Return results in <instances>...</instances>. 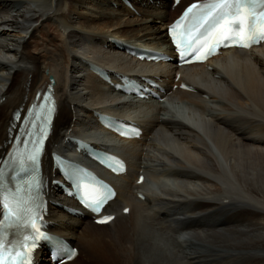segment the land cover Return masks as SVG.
I'll return each instance as SVG.
<instances>
[{"label": "bare ground", "instance_id": "bare-ground-1", "mask_svg": "<svg viewBox=\"0 0 264 264\" xmlns=\"http://www.w3.org/2000/svg\"><path fill=\"white\" fill-rule=\"evenodd\" d=\"M48 1L0 0V155L10 149L15 110L26 108L53 78L59 108L48 155L69 154L71 137L98 133L113 140L103 143L106 151L116 150L129 166L125 175L110 179L118 194L105 213L116 219L97 226L86 212L64 211L73 203L51 184L53 163L44 160L49 198L61 203L50 207V231L79 249L68 264H264V46L230 50L183 69L140 63L110 38L173 54L167 25L186 5L203 0H182L178 7L173 0H128L136 11L124 0ZM85 35L97 45L96 54L107 49L109 63L87 54ZM88 61L133 78H157L169 104L186 100L197 116L185 122L158 102L149 106L156 113L133 117L145 130L140 140H118L97 124L94 112L127 118L118 111L132 105L110 85L107 91ZM127 64L140 71L127 74ZM182 82L194 91L181 90ZM107 99L118 107L110 109ZM141 175L146 180L139 186ZM167 180L177 188L162 183ZM38 264H51L45 251Z\"/></svg>", "mask_w": 264, "mask_h": 264}, {"label": "snow or ice", "instance_id": "snow-or-ice-1", "mask_svg": "<svg viewBox=\"0 0 264 264\" xmlns=\"http://www.w3.org/2000/svg\"><path fill=\"white\" fill-rule=\"evenodd\" d=\"M170 35L180 59L185 63H192L193 59L206 61L210 55L216 53L222 43L224 47L251 48L264 41V0H212L211 3L192 4L184 13L183 19L170 29ZM46 103L48 115L45 131L27 156V160L32 163H35L40 152V141L47 137V125L55 110L52 100L49 99ZM17 162L22 168L25 159L18 157ZM121 166L119 161L111 164L117 171ZM2 183L3 174L0 173V184ZM25 191L27 199L21 195L19 187L15 192L8 190L0 199L4 209V223H0V264H30L31 252L37 247L39 240L43 239L54 245L56 243L54 238L46 235L37 226L39 215L34 211L35 199L31 190ZM106 200L107 196H104L92 200L86 206L99 214ZM112 219V216H105L97 222L105 224ZM14 226L30 228L33 234L25 235L22 241L10 243L7 241L5 229ZM68 255L71 257L73 253L69 252Z\"/></svg>", "mask_w": 264, "mask_h": 264}, {"label": "rangeland", "instance_id": "rangeland-1", "mask_svg": "<svg viewBox=\"0 0 264 264\" xmlns=\"http://www.w3.org/2000/svg\"><path fill=\"white\" fill-rule=\"evenodd\" d=\"M50 1H52V0H49L47 3L49 4V2ZM88 0H86L85 1V3L87 2ZM188 1H192V0H188ZM57 3V2H56ZM85 3H83V4H85ZM94 43H93V41H92V37L90 36V35H85V38H84V46H83V48L87 51V54L92 58V56L95 58V61H98V62H101V63H109V61L108 60H105V57L103 56V54H104V52L106 51L107 52V49L105 48V51H104V49H102V52H103V54L102 53H98L97 52V54H96V52H93V49L92 48H96L97 47V45H93ZM98 48V47H97ZM92 50V51H91ZM90 53V54H89ZM102 58H101V57ZM109 56H111V55H109ZM97 57V58H96ZM94 58H92V59H94ZM102 60H104V61H102ZM113 60V59H112ZM116 62V61H115ZM126 73H129V74H134V73H137V72H139L140 70H139V68L137 69V68H135L133 65H126ZM131 70V71H130ZM137 71V72H136ZM131 72V73H130ZM134 72V73H133ZM146 73L148 74L149 73V71H147L146 70ZM101 86V85H100ZM108 86V87H107ZM104 87L106 88V90L107 91H109L110 90V88H109V85H104ZM103 88V87H102ZM188 101H186V100H181V99H176L175 100V102L174 103H172V104H169L168 103V106L170 107V106H172V105H174V106H176V108H183V107H186L188 104H186ZM104 104H108V106H109V104H115L116 105V102H114L113 103V100H111V99H107L105 102H104ZM154 103H150V105H148V104H142V105H140L138 108L140 109V110H147V107H148V109L150 110L149 112H146V114L145 113H143L142 114V116H145V115H147V114H150V115H152V113H156L157 111H156V109L155 108H153V110H152V108L150 107L149 108V106H151V105H153ZM106 105H104V106H106ZM114 105V106H115ZM148 105V106H147ZM109 107H111V106H109ZM117 107H118V105H117ZM140 107H143V108H140ZM188 107V106H187ZM110 109H113L112 107L110 108ZM155 109V110H154ZM152 110V111H151ZM113 111H115V109L113 110ZM154 111V112H153ZM174 111H176V110H174ZM209 112L211 113V111H206V114H209ZM118 113H121L122 115H133V116H135V117H137V116H140L141 114H139L140 113V111H136V110H134V108H129L128 106L126 107H121L120 109H119V111H118ZM163 113H165V114H163L164 116L166 115L167 117L170 115V113L169 112H163ZM169 113V114H168ZM107 137V136H106ZM105 136L103 137L104 139L106 138ZM106 139H108L107 141H113L112 139H109V137H107ZM132 159V158H131ZM130 159V160H131ZM129 160V161H130ZM135 161V159H133L132 160V162H134ZM174 185V184H173ZM175 186V185H174ZM175 188H177L176 186H175Z\"/></svg>", "mask_w": 264, "mask_h": 264}]
</instances>
